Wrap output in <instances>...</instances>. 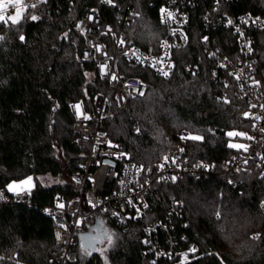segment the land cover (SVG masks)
<instances>
[{"label": "trees", "instance_id": "1", "mask_svg": "<svg viewBox=\"0 0 264 264\" xmlns=\"http://www.w3.org/2000/svg\"><path fill=\"white\" fill-rule=\"evenodd\" d=\"M102 1L48 0L26 7L17 24L0 22V188L29 176L36 180L31 205L0 206V264H56L62 253L54 238V220L44 209L57 198L66 205L79 195V184L71 176L85 155L71 142V104L82 100L92 106L105 82L98 63L84 59L85 39L77 26L91 9L111 20L124 3L116 0L118 5L111 8ZM164 1L134 0L137 18L127 32L136 44L148 48L165 34L160 19ZM230 9L264 12V0H233ZM204 11L201 3L190 8L189 43L174 51L175 71L168 79L141 66L121 64L122 72L146 82L148 91L144 98H132L124 110L114 103V116L106 123L108 135L129 161L150 171L176 148L192 160L229 157L235 148L229 147L227 131L251 130L252 121L245 115L247 98L234 78L227 83L211 80L215 61L204 43L209 34L227 54L236 46V38L226 29H206ZM32 15L39 19L31 20ZM257 46L262 71L264 31L257 32ZM193 64H200L199 73L186 71ZM187 134L203 138L182 139ZM61 174L67 176L66 183L40 181L42 176ZM236 178V187L213 176L158 186L164 198L172 196L185 204L179 231L199 246L198 257L186 264H264V177L246 171ZM105 232L115 234L110 247L106 240L96 239ZM89 244L97 250L85 255ZM73 249L79 252L74 264H151L141 232L117 230L103 211ZM100 249H106L103 255Z\"/></svg>", "mask_w": 264, "mask_h": 264}, {"label": "built area", "instance_id": "2", "mask_svg": "<svg viewBox=\"0 0 264 264\" xmlns=\"http://www.w3.org/2000/svg\"><path fill=\"white\" fill-rule=\"evenodd\" d=\"M47 1L23 0L22 4L31 6ZM102 3L111 8L118 5L116 0H103ZM197 3L205 7L202 17L206 29H226L236 38L234 49H229L225 54L218 39L205 35L208 39H204V43L215 61L210 78L223 83H227L229 77L236 80L238 88L249 102L246 116L251 119L252 127L250 131H241L245 147L235 148V153L229 157L192 160L184 155L182 148H176L165 156L168 158L167 162L164 157L158 168L150 171L143 164L129 161L108 135L106 123L114 116V100L124 110L132 98H144L148 91L147 83L137 76L125 75L121 64L144 67L159 78L171 77L176 66L174 51L189 43L190 8ZM232 4L233 0H165L160 7L165 34L158 43L148 48L136 44L127 32L137 18L134 0H124L111 20L104 19L96 9L89 10L82 18L77 30L85 39L83 57L87 53L89 58L86 60H94L99 68L107 64L108 68L107 75H102L100 71L105 88L95 97L92 106H87L82 100L71 104L74 117L71 142L85 158L71 176L72 181L79 184V195L68 204H63V208L59 207L62 203L57 198L55 203L44 209L45 214L54 220L55 242L62 249V253L54 260L56 264L77 262L79 252L73 247L100 211L107 214L117 230L128 233L136 229L141 232L142 244L149 254L151 264L189 263L198 257L199 246L189 242L186 233L179 231L178 221L182 218L185 204L172 196L164 198L158 186L178 184L186 177L213 176L236 187V176L241 172L257 171L260 177H264V69L261 71L258 67L261 57L257 46V32L264 31V12H234L230 9ZM162 8L166 10L164 16L161 14ZM167 12L174 15L166 18ZM13 13L15 9L9 8L8 14ZM229 19L233 21L231 25L228 24ZM237 28L240 32L236 31ZM121 39L124 41L123 45L119 44ZM165 43L169 47H165ZM97 47H100V51H97ZM249 47L251 51L248 50ZM157 60L161 62L155 68L152 67L153 61ZM169 65L172 70L168 77L156 70L163 66L167 71ZM200 70V64L188 65L186 68L187 72L194 74ZM113 73L118 77L115 81L111 79ZM140 91L144 94L139 95ZM77 103L81 105L82 115L79 117L73 108ZM35 191L36 185L30 190L10 192L7 185L0 188V206L11 202L31 205ZM261 212L264 216V205L261 206ZM57 233L60 234L59 238ZM259 236L260 234L254 235L255 238Z\"/></svg>", "mask_w": 264, "mask_h": 264}, {"label": "snow or ice", "instance_id": "3", "mask_svg": "<svg viewBox=\"0 0 264 264\" xmlns=\"http://www.w3.org/2000/svg\"><path fill=\"white\" fill-rule=\"evenodd\" d=\"M36 5L33 4L31 5V7H35ZM27 7V5H23L22 4V0H0V22H4V23H7L8 21H11L12 24H17L20 19H21V16H22V13L24 11V8ZM9 8H13L15 9V14H8V9ZM166 10L165 9H161V14L162 16H164ZM174 14L172 12H167L166 13V18H171ZM39 17H37L36 15H32L31 16V20L33 21H36L38 20ZM247 22V21H245ZM255 22V21H254ZM233 23V21L231 19L228 20V24L231 25ZM237 32H240V29L237 28L236 29ZM241 35H243V33H241ZM67 36V33L65 34V37ZM0 39H2V37H0ZM21 40L24 39L23 36L20 37ZM205 40H207L208 38L205 37L204 38ZM185 40H186V37H185ZM119 44L120 45H123L124 44V41L121 39L119 41ZM165 47H169V45H167V43H165L164 45ZM249 51H251V48L249 47L248 49ZM97 51H100V47H97ZM127 54V53H126ZM89 56L88 54L86 53L85 56H84V59H88ZM138 61L140 63H143L142 60L139 59V57H137ZM161 61L157 60V61H153L152 63V67H156L157 64H159ZM224 65H221V67H223ZM108 68V65L107 64H103L101 65V68H100V71H101V74L102 75H107V72H106V69ZM161 75H163L164 77H168L171 70H172V66L169 65L168 66V70L165 71L164 70V67L161 66L159 68L156 69ZM194 74V73H193ZM213 75H215V73H213ZM111 79L112 80H117L118 77L113 73L111 75ZM237 79H239V76H237ZM258 83V82H257ZM227 86V85H226ZM143 91H140L139 92V95H143ZM227 102V101H225ZM73 108L75 109L76 111V114L77 116L79 117L80 115H82V112H81V105L79 103L73 105ZM245 115H248L247 113H245ZM85 119H88L87 116L84 117ZM137 132L140 131L139 128L136 129ZM227 135L229 137H232V136H238V135H243L242 133H238V132H228ZM202 136L200 135H191V134H187L185 136L182 137V139H185V140H193V141H200L202 140ZM249 139H251V137H249ZM229 147H234V148H244L245 146L244 145H237V144H229ZM246 150V149H245ZM182 151V150H181ZM167 157H165V161L167 162ZM174 162V161H173ZM199 166V165H197ZM161 167H163V165H161ZM173 180H175V177H172ZM31 180L32 178L29 177L28 179H26L25 181H22L20 185H17L15 183L13 184H9L8 185V191L10 192H16L17 189H21L23 190V186L24 185H31ZM59 207L63 208L64 205L63 204H60ZM145 207H147V205H145ZM59 233H57V238H59ZM115 234L114 233H108V232H105L102 234V236L100 237H97L96 239L99 241V242H103V241H107V245L110 247L112 246L113 244V236ZM97 249L95 248V245L94 244H89L87 247H85V255H90L92 251H96ZM101 252V254L103 255V252L106 251V249H100L99 250Z\"/></svg>", "mask_w": 264, "mask_h": 264}, {"label": "rangeland", "instance_id": "4", "mask_svg": "<svg viewBox=\"0 0 264 264\" xmlns=\"http://www.w3.org/2000/svg\"><path fill=\"white\" fill-rule=\"evenodd\" d=\"M23 1V0H22ZM27 1H31V0H27ZM28 7V6H27ZM26 8V7H25ZM24 8V9H25ZM15 14V13H13ZM22 17V16H21ZM91 77H94L93 74H90ZM114 103H116V101L114 100ZM228 132H238V133H241V130L239 129H232V130H229L227 131ZM244 132V131H243ZM228 136V135H227ZM229 144H237V145H243L244 143V140L242 139L241 135H238V136H232V137H229ZM234 148V147H233ZM58 155L59 156H62V151H58ZM26 179L28 178H25L23 180H20V181H14L12 182L11 184L15 183L17 185H20L22 181H25ZM40 181L45 184V185H51V184H55V183H66L68 181L67 179V176L64 175V174H61L59 177L57 178H54L53 176L51 175H45V176H42L40 178ZM36 185V180L34 178H32L31 180V185H24L23 186V189L24 190H30L31 188H33L34 186ZM19 190V188L17 189Z\"/></svg>", "mask_w": 264, "mask_h": 264}]
</instances>
